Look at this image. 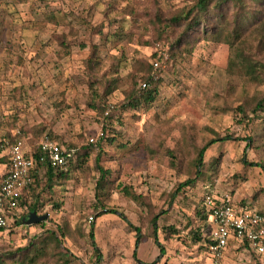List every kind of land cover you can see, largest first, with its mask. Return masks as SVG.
<instances>
[{"label": "rangeland", "instance_id": "rangeland-1", "mask_svg": "<svg viewBox=\"0 0 264 264\" xmlns=\"http://www.w3.org/2000/svg\"><path fill=\"white\" fill-rule=\"evenodd\" d=\"M193 1L0 0V141H21L27 154L44 136L81 154L90 148L66 179L48 182L40 171L38 211L49 217L34 227L10 218L0 252L59 226L72 264H207L202 243L193 241V231L213 230L196 212L202 196H229L264 212V110L248 111L246 119L237 109L264 94V73L250 81L231 70L222 42L186 38L190 43L173 51L183 26H162ZM148 74V89L156 88L150 101L139 88ZM134 94L136 106L129 103ZM100 132L105 137L91 144ZM224 136L233 139L206 150L197 177V148ZM98 154L111 171L104 190L97 186ZM190 178L193 184L182 185ZM23 196L28 213L32 195ZM242 248L230 247L225 264H264V254ZM55 260L47 255L40 263Z\"/></svg>", "mask_w": 264, "mask_h": 264}, {"label": "trees", "instance_id": "trees-1", "mask_svg": "<svg viewBox=\"0 0 264 264\" xmlns=\"http://www.w3.org/2000/svg\"><path fill=\"white\" fill-rule=\"evenodd\" d=\"M157 20L159 22L160 16ZM170 24L183 26L182 33L176 39V42L174 41L172 43L173 51L177 45L182 43H184V45L189 44L190 42L185 41V39H190L192 37L211 42L226 43L229 45L231 51L229 68L239 72L241 75H245L250 81H259L261 79V73H264V0H194L191 4L178 10L169 19L168 23L162 26V29ZM161 32L163 34L164 30ZM192 40L196 39L192 38ZM152 68L153 65L148 67V69H146V74L150 73ZM143 79V81H150L152 79L151 74H148V76H145ZM145 90H143V93L145 92L144 97L146 100L150 101L154 97L153 92H156V88ZM129 103L132 106L138 104L135 94L134 96L132 95ZM237 109L246 119H248L249 113L256 115L258 111L264 110V94L260 98H256L254 104L248 102L247 104L243 103L239 105ZM248 111L250 112L248 113ZM104 128L108 129L106 126ZM104 137L105 136L102 138ZM230 139H233V137L224 136L214 138L197 148V153L194 158L197 177L202 175L206 150L217 141ZM115 140L116 135L109 137L110 142H114ZM15 141L16 140H12V142ZM1 151L2 147L0 146V152ZM40 154L41 150L39 147H34L32 155L37 158V162L31 170L33 182L24 190L25 195L26 192L30 191V195H32L31 199L33 200L29 204L28 213L25 212V214H22L23 217L20 216L14 219L13 222L19 225L24 223L23 218L27 217L30 212L38 211L40 195L38 193L35 194V191L40 180V171H44L47 178L46 181L48 182L54 179H66L73 169L83 166L85 160L90 157V148L84 147L82 154L77 149L76 160L70 162L65 167L53 165L48 159L41 161L39 159ZM100 157V154H98L96 158V165L100 172L97 186L99 189L104 190L110 180L109 175L111 171L100 165ZM195 180V178L187 179L182 185L193 184ZM49 186H51V184H49ZM118 186H121V190L125 195L141 203V195L135 194L127 186H122L121 184ZM27 204L26 197L22 195L21 205ZM106 211L116 212V210L113 209ZM196 212L205 221L208 219L209 207L205 203V196H202L201 203L199 207L196 208ZM155 221L156 217L152 220L153 225L156 227ZM6 228L7 226L3 229ZM135 229L137 230V234L133 255L137 259L136 247L140 240V229L137 226H135ZM64 234L65 232H63L62 228L59 226L57 230L47 229L44 233L31 239L24 248L20 247L13 251L0 252V264H46L40 263V260L47 255L56 256V260L53 264H72L76 257L63 249L62 238ZM193 235V241L202 243L203 247L206 249L207 244L211 241L210 237L203 236L199 231H193ZM90 237L91 245L95 248L94 257L96 261H101V254L97 248L93 231L90 232ZM253 253L255 254V252Z\"/></svg>", "mask_w": 264, "mask_h": 264}, {"label": "built area", "instance_id": "built-area-1", "mask_svg": "<svg viewBox=\"0 0 264 264\" xmlns=\"http://www.w3.org/2000/svg\"><path fill=\"white\" fill-rule=\"evenodd\" d=\"M154 67H159L156 60ZM150 87V81L140 82V89ZM104 136L103 132L90 143L96 144ZM0 146L6 151L8 166L0 174V231L9 223V219L20 217L21 198L24 190L33 182L31 170L37 162L32 154H27L21 141L2 140ZM39 159L50 161L53 165L67 166L77 158V148L65 145L57 140L44 136L39 144ZM209 207L208 219L213 225L211 241L207 244L209 262L207 264H225V254L231 239L247 244L248 248L258 255L264 254V212L249 203H237L229 196L214 201L205 197Z\"/></svg>", "mask_w": 264, "mask_h": 264}, {"label": "crops", "instance_id": "crops-1", "mask_svg": "<svg viewBox=\"0 0 264 264\" xmlns=\"http://www.w3.org/2000/svg\"><path fill=\"white\" fill-rule=\"evenodd\" d=\"M2 155H5V158L2 156ZM8 157H7V155H6V153L4 154V153H0V174H2V173H4L5 171H6V169H7V166H8ZM244 203H246V202H244ZM247 203H249V202H247ZM249 204H251V203H249ZM252 206H254V204H251ZM24 205H21V208H20V216L22 217V214H25V212H24V207H23ZM255 207V206H254ZM258 209V208H257ZM259 210V209H258ZM259 211H261V212H263L262 210H259ZM39 215H43V214H41L39 211H36ZM48 219V218H47ZM47 219H44V220H41V221H38V222H36V223H32V224H25V223H23V224H25V225H27V226H29V227H34V226H37L38 224H41V222H44V221H46ZM237 248V249H239V248H241V249H243L242 247H247L248 248V246L245 244V243H242V242H240V241H238V240H235V239H231L230 240V242H229V244H228V246H227V249H226V254H225V258H226V256H227V251H228V249L229 248ZM249 249V248H248ZM206 250V249H205ZM250 250V249H249ZM251 251V250H250ZM206 256H207V261L209 262V259H210V257H209V254H208V252H207V250H206ZM207 262V263H208Z\"/></svg>", "mask_w": 264, "mask_h": 264}, {"label": "water", "instance_id": "water-1", "mask_svg": "<svg viewBox=\"0 0 264 264\" xmlns=\"http://www.w3.org/2000/svg\"><path fill=\"white\" fill-rule=\"evenodd\" d=\"M49 217L48 213H45L43 215H39L36 211H32L28 214L27 217L23 218V222L25 224H32V223H36L38 221L47 219Z\"/></svg>", "mask_w": 264, "mask_h": 264}]
</instances>
